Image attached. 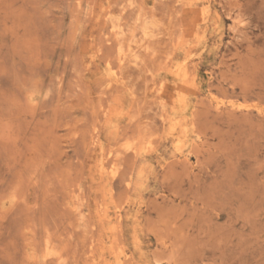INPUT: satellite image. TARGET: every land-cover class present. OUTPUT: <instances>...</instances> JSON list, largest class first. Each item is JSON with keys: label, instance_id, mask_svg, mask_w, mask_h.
<instances>
[{"label": "rangeland", "instance_id": "374dc122", "mask_svg": "<svg viewBox=\"0 0 264 264\" xmlns=\"http://www.w3.org/2000/svg\"><path fill=\"white\" fill-rule=\"evenodd\" d=\"M0 264H264V0H0Z\"/></svg>", "mask_w": 264, "mask_h": 264}, {"label": "bare ground", "instance_id": "6f19581e", "mask_svg": "<svg viewBox=\"0 0 264 264\" xmlns=\"http://www.w3.org/2000/svg\"><path fill=\"white\" fill-rule=\"evenodd\" d=\"M196 1V0H195ZM192 2V1H191ZM185 9H186V7H185ZM204 9V8H203ZM201 11V10H200ZM186 12V11H185ZM204 13V12H203ZM202 14V13H201ZM209 14V13H208ZM202 17V16H201ZM192 21V20H191ZM202 22V21H201ZM187 29V28H186ZM189 33V32H188ZM188 35H190V34H188ZM192 35V34H191ZM197 37V36H196ZM198 38V37H197ZM193 39V38H192ZM119 65V64H118ZM178 72V71H177ZM178 76V75H177ZM187 76V75H186ZM188 78V77H187ZM186 78V79H187ZM184 79H185V77H184ZM195 80V79H194ZM184 83V82H183ZM180 85V84H179ZM180 89H182V87L180 88ZM192 91V90H191ZM177 94V93H176ZM175 95V94H174ZM180 95V94H179ZM182 95V94H181ZM184 98V97H183ZM177 101V100H176ZM185 103V102H184ZM175 123V122H174ZM187 130V129H186ZM178 142V141H177ZM176 149V148H175ZM101 159V158H100ZM135 198V197H134ZM102 252V251H101ZM126 259V258H125Z\"/></svg>", "mask_w": 264, "mask_h": 264}]
</instances>
